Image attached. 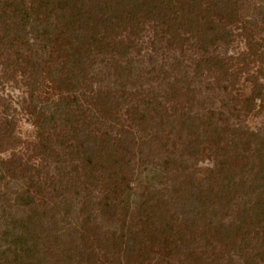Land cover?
I'll return each mask as SVG.
<instances>
[{"label": "rangeland", "instance_id": "rangeland-1", "mask_svg": "<svg viewBox=\"0 0 264 264\" xmlns=\"http://www.w3.org/2000/svg\"><path fill=\"white\" fill-rule=\"evenodd\" d=\"M262 5L264 0H236L210 11V17H201L207 13L205 9L200 10V17H196L199 24L179 29L172 45H168L169 35L165 32L168 23L160 24V17L135 18L136 23L127 21L125 27L119 23L121 26L113 28L114 34L119 33L118 38H130L135 46L128 48L124 58L119 55L124 49L118 48L96 55L86 79H81V75L73 79L61 64L64 53L58 46L67 43L64 25L71 18L67 12L63 17L53 16L51 20L56 28L51 25L45 32L40 16L37 23L34 13L27 17L21 13L9 16L8 11L5 17L0 5V130H4L5 121L9 124L4 131L7 135H0V168L9 161L18 175H27L16 180L13 189L19 190L26 186L28 177L36 180L38 175L39 181L45 184L51 175L60 180L63 175H69L83 181L84 185L80 184L70 199L75 205L72 222L79 226L85 222L86 237L76 240L79 257L85 261L81 264H118V261L121 264H179L174 247L183 241L191 256L180 254L182 264H234L228 262L229 257L235 264H244L238 256L246 252L242 237L244 241L249 240L248 234L227 241L230 254L227 248L213 251L218 243L208 236L210 233L203 232V222L199 221L193 235L183 240L185 222L171 206L181 194L179 191L191 192L201 187L199 184H204L202 181L220 166L230 168L239 176L247 170L237 154L247 142L248 153H253L257 144L247 134L264 129V74L257 73L258 67L264 69V65L251 62L246 70L241 67L249 51H260V45L264 50ZM179 21L180 18L173 22L175 27ZM131 23L132 27L139 25L132 28ZM134 29L139 31L136 37L130 33ZM203 43L207 44L206 49L199 48ZM128 59L133 61V70L119 76L115 65L118 62L125 67ZM98 86L110 87L111 94L122 98L108 115L111 121L103 122L98 111H86L88 116L82 118L79 111L73 113L75 106L62 105L66 97L76 94L78 104L86 110L90 105L83 99L92 97V90ZM149 88H153L150 96L155 95L157 101L153 105H159L156 111L144 110L146 122L137 126L138 120L130 112L131 105L140 103L144 107L145 99L138 92ZM42 106L49 108L46 114L53 112L55 106L60 107L54 124L38 126L40 122L35 113ZM64 116L67 122L63 124ZM183 121H192L198 128L190 129ZM83 124H89V135L98 141L106 131L111 137L110 144H116L118 130L129 129L134 134L131 143L134 145L126 148L124 144L125 150L115 157L120 161V170L114 168L115 174L107 165L105 170L109 171L101 172L95 161L92 166L85 165L84 170V158L75 153L87 132L81 128ZM148 133L158 137L149 147L153 152L143 145L147 144ZM42 144L46 146L44 149ZM140 150L143 152L139 153ZM125 153V158L135 156L128 164L122 158ZM92 176L95 181L91 185L86 181ZM109 178L117 183L119 193L122 191L123 208L103 209L96 204V197L91 202L80 197L89 191L91 196L101 197L105 193L101 185ZM155 194L172 210L164 220L172 230L166 229L163 222L151 224L145 214H139L141 200ZM43 200L41 196L36 197L38 203ZM9 210L11 214L17 211L12 203ZM233 215L232 211L220 210L215 217L226 224ZM133 232H138L136 237ZM169 236H172L170 244L166 242ZM122 242L131 244L134 250L130 253Z\"/></svg>", "mask_w": 264, "mask_h": 264}, {"label": "trees", "instance_id": "trees-1", "mask_svg": "<svg viewBox=\"0 0 264 264\" xmlns=\"http://www.w3.org/2000/svg\"><path fill=\"white\" fill-rule=\"evenodd\" d=\"M197 2H200V0H0V5L4 16L8 11L11 13L9 16L21 13L23 17H27L30 13H34L35 23L39 22L41 17L42 20L40 21L44 22L42 28L45 32L48 31L47 29L51 25H54L51 20L53 16L63 17L67 12L68 16L71 17L69 22L64 25L68 36L67 41H65L67 43L58 46V49L64 53L61 56V64L68 69L69 72H67L73 76V79H77L76 76L79 75H81V79H86L88 70L90 71V67L95 64L96 55L107 53L109 49L116 50L118 48V50L124 49L122 52L119 51L120 57L124 58L128 55V48L131 49L135 46L134 41L130 38L122 39L117 37L119 33L114 34L113 28L121 26L119 23L125 27L127 21L136 23L134 21L139 17H148L150 15L160 17V24L167 25L168 23V30H165V32L169 35L167 38L169 40L168 45H172L178 36L179 29L183 28V26L190 28L195 24H199V20L196 19V17H200L198 11L205 9L204 11L207 14L201 17H210L212 15L210 11L213 12L220 9L222 4L236 3V0H201L200 4H197ZM262 7L264 6L262 5ZM167 14L173 19L167 17ZM179 18V24L175 27L173 22ZM113 21L116 23L114 24ZM74 23L77 24L74 25ZM137 25L139 24H135L134 27L136 28ZM54 27L56 28L55 25ZM130 33L136 37L139 31L134 29ZM215 36L216 34H214ZM55 41H57L56 37ZM201 46L199 48H205L207 44L203 43ZM260 46L258 47V50H260L258 52L255 47L256 52L249 51V55L242 60L243 66L241 69L246 70L251 62H259L264 65V50H261ZM153 50L156 51L154 47ZM249 56L251 58H248ZM132 62L131 59H128L125 67L117 62L115 65L117 74L122 76L126 71L133 70ZM257 73L259 75L264 74V69L258 67ZM92 91H94L92 97L88 96V99H83L86 104L90 105L86 110H83L81 105L78 104L79 96L76 94L66 97V102L62 105L67 108H72V105L75 106L73 113H75L74 111H79L83 114L82 118L88 116L87 112L89 111H98L104 119L103 122L111 121L108 115L114 106L116 107L121 103L119 99L122 98H116V95L111 94V88L107 86H98ZM152 92L153 88L138 92V95L145 99L144 103L146 104H144V107H140V103L131 105L130 112L134 116L132 118H137V126L146 122L145 113H142L144 110L145 112L149 111L148 109L156 111L158 108L155 107L159 104L154 106V103H157L155 95L153 97L150 96ZM57 106L49 114L45 113L49 110L47 106H42L35 113V117L40 122L38 123L39 127L42 125L47 126L49 123L54 124L58 118L55 115H60V107ZM61 120H63V117ZM64 120L63 124L67 122L65 116ZM97 122L101 121L97 120ZM183 123L189 126L190 129L198 128L192 121H183ZM3 125L5 127L4 130H0V135L6 134L4 131L9 128V126H6L9 125L7 121ZM88 126L89 124L86 126L83 124L81 128L85 131ZM116 133L119 137L114 138L116 144H110L111 137L108 136L106 131L100 135L101 140L98 141L89 135L90 132L87 129L86 135L84 134L81 137L80 144L75 150L79 158H84V170L86 168L85 165L92 166L94 161L103 173L109 171V169L105 170V165L112 169V174L116 173L114 168H117L118 171L120 170L118 166L120 161L115 157L120 153L119 151L125 150L124 144L126 148L134 145L131 144L134 134L129 129L123 132L118 130ZM147 135V144L143 145L149 148L151 144L158 140V137L152 133ZM247 135L255 139L257 145L253 153H248L247 142L243 151L237 154L238 159L245 162L247 166V170L244 171L242 176H239V173H235L228 167L220 166L202 181L204 184H199L201 187H197L196 190L191 192L179 191L181 194L177 195L174 205L171 204V207L175 208V210L177 209L179 215L182 216L183 222H185L186 232L184 231L185 233L182 234L183 240L186 236L193 235L192 231L197 228V223L200 221L203 222V232L210 233L208 236L218 243L217 246H214L213 251L217 248L219 250L227 248L226 251L230 254V244L227 241L233 237L236 238L240 234H244L243 236L248 234L249 240L244 241L242 237V241L245 242L244 248H246V252L238 256V260L244 264H264V129ZM42 146L43 149L46 147L43 144ZM149 151L153 152V149L149 148ZM142 152V150L139 151V153ZM125 155L126 153L123 157H120L127 164L130 163L131 158H135V156L125 158ZM15 169L16 167L9 161L2 163L0 168V264L85 263L84 259L79 257L78 243L76 242V240H83L86 237L84 236L86 230L83 229L85 222L80 226L76 222H72L71 216L75 205L70 201L74 190H77L80 184L84 185L83 181L79 182V177L74 178L69 175H63L61 180L51 175L48 183L45 184L43 181H39V172H37L36 180L28 177L27 184L23 189H13V186H16L17 179L27 176L25 174L18 175ZM92 170L93 168L90 167V173ZM22 171L25 172L26 168L22 169ZM58 174L60 175L61 173L58 172ZM83 174L85 173L83 172ZM94 178L92 176L86 182L92 185V180L95 181ZM121 178L123 179V177ZM110 179H108L106 184L101 185V188L105 189V193L101 197L91 196L90 191L83 195L77 192L76 195L79 196L80 194V197L89 202H91V198L96 197V204L103 206V209L123 208V201L120 198L122 191L119 193L117 183ZM174 192L176 194L175 190ZM37 196H41L44 200L40 203L36 202ZM11 203L17 209L15 214H11L9 210ZM165 205V202L159 200V195H152L146 200H141L139 214H143V216L145 214L151 224L155 222L164 223L167 214L172 211ZM82 208L86 210L85 207ZM220 210H225L226 213L227 211L234 212V215L228 219L226 224L222 222V219L218 221L215 217L216 212ZM214 223L217 225L215 226ZM164 224L166 229L172 228L171 225ZM212 225L215 227H211ZM66 227L68 228L64 229V232L60 231V228ZM69 227L70 231L68 230ZM133 233V237L138 234V232ZM170 237L172 236L167 237L168 240L166 242L170 241ZM66 241L68 242L66 243ZM184 242L176 244L174 247L177 252L176 256H178L176 260L179 264H182L179 257L180 254L191 256V253L186 252L188 246ZM122 244H125L130 253L132 252L131 250H134L131 244L127 245L124 242ZM227 260L229 263L235 264V260L232 257ZM118 264L121 263L118 261ZM126 264L131 263L127 262ZM167 264L174 263L167 262ZM226 264L228 263L226 262Z\"/></svg>", "mask_w": 264, "mask_h": 264}]
</instances>
